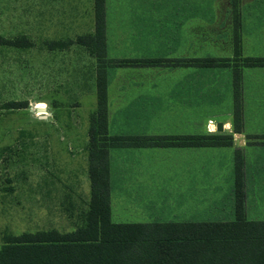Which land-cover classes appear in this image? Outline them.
Wrapping results in <instances>:
<instances>
[{
	"label": "crops",
	"instance_id": "0c3cea01",
	"mask_svg": "<svg viewBox=\"0 0 264 264\" xmlns=\"http://www.w3.org/2000/svg\"><path fill=\"white\" fill-rule=\"evenodd\" d=\"M20 4L19 9L23 7ZM25 4L21 14L25 16L26 31L4 33L0 37L25 36L30 44L27 47L0 44V47L26 50L29 65L42 69L44 97L40 104L48 113V120L50 116L57 118V107L64 108L70 120L75 114V105L84 95V64L90 71L91 102L96 100V59L76 42L66 47H51L48 43L75 41L78 36L93 33L94 0H25ZM104 4L107 58L187 61L233 56L231 0H105ZM240 19L242 56L264 57V0H240ZM106 82L110 135H133L111 131V127L117 130L128 122L137 125L141 136L223 134L232 137L229 146L162 144L109 148L111 216L113 188L117 189L118 182H138L128 175L131 162L133 159L139 162L151 150L170 149L172 171L176 173L173 179L185 190L193 187L196 165L220 167L226 159L224 169L213 168L210 176L232 178L233 218L229 220L235 217L234 160L239 150L243 160L245 214L248 215L249 206L257 199H264V66L241 70L243 128L240 132H235L232 126L230 66H114L107 68ZM198 117L203 118L200 120L203 130L196 133ZM163 119H170L173 134L151 135L154 132L150 129ZM219 122L220 132L216 131ZM60 132L57 131L58 135ZM44 138L47 155L54 159L55 142L49 129L44 132ZM77 152L70 155V160L73 159L70 170L59 171L61 180L64 175L75 182L81 177V166L77 163V168L74 163L87 162V159L78 158ZM50 170L55 175V170ZM132 191H140V187H132ZM143 196V192H137L128 197L136 201Z\"/></svg>",
	"mask_w": 264,
	"mask_h": 264
},
{
	"label": "rangeland",
	"instance_id": "374dc122",
	"mask_svg": "<svg viewBox=\"0 0 264 264\" xmlns=\"http://www.w3.org/2000/svg\"><path fill=\"white\" fill-rule=\"evenodd\" d=\"M19 2L21 9L17 6ZM25 5V0H0L1 35L26 31L25 16L21 14ZM40 68L29 65L26 50L0 47V243L6 231L13 234L41 229L73 231L84 224L88 210L87 162L74 163L77 168L81 166V177L76 182L68 175L61 180L59 171L70 170L73 165L70 155L75 150L78 158L87 159L88 117L96 107V100L91 102L89 94L90 71L84 64V95L73 109L74 116L69 120L66 110L57 107V118L50 116L49 121L40 104L44 97ZM14 101L24 102L26 107L6 106ZM201 119H196V133L203 130ZM48 129L55 142L54 159L47 155L44 132ZM115 129L111 127L112 132L140 135L135 123L126 122ZM150 132L173 134L170 119L161 120ZM134 160L128 175L138 182H118L117 189L113 188V222H203L233 218L232 178L210 176L213 168L224 169L226 159L220 167L196 165L193 187L188 190L181 189L180 183L173 179L170 149L151 150L139 162ZM50 169L55 170V175ZM132 187H140V191H132ZM137 192H143V199L133 201L128 197ZM247 214L248 219L264 220V199L252 203Z\"/></svg>",
	"mask_w": 264,
	"mask_h": 264
},
{
	"label": "trees",
	"instance_id": "16d2710c",
	"mask_svg": "<svg viewBox=\"0 0 264 264\" xmlns=\"http://www.w3.org/2000/svg\"><path fill=\"white\" fill-rule=\"evenodd\" d=\"M105 0H94V32L75 41L48 43L83 45L96 59V107L88 117L87 170L90 198L84 224L73 231L56 229L3 232L0 264H264V220L248 219L243 191V160L235 152V217L229 221L116 223L111 220L108 150L149 145L229 146L230 135L187 137L110 135L108 132L107 68L144 65L230 66L235 132L243 128L241 70L264 66V57L242 56L240 0H231V58L112 59L106 56ZM0 44L27 47L25 36L0 37ZM9 102V108L26 107Z\"/></svg>",
	"mask_w": 264,
	"mask_h": 264
},
{
	"label": "water",
	"instance_id": "95a60500",
	"mask_svg": "<svg viewBox=\"0 0 264 264\" xmlns=\"http://www.w3.org/2000/svg\"><path fill=\"white\" fill-rule=\"evenodd\" d=\"M216 131H222V125H221V123L219 122V123H217V125H216Z\"/></svg>",
	"mask_w": 264,
	"mask_h": 264
}]
</instances>
